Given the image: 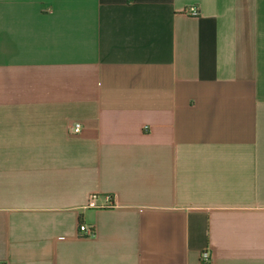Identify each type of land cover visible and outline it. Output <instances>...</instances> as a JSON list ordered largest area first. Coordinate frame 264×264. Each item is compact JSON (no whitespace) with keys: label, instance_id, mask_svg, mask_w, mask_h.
<instances>
[{"label":"crops","instance_id":"crops-1","mask_svg":"<svg viewBox=\"0 0 264 264\" xmlns=\"http://www.w3.org/2000/svg\"><path fill=\"white\" fill-rule=\"evenodd\" d=\"M204 250L264 264V0H0V264Z\"/></svg>","mask_w":264,"mask_h":264},{"label":"built area","instance_id":"built-area-1","mask_svg":"<svg viewBox=\"0 0 264 264\" xmlns=\"http://www.w3.org/2000/svg\"><path fill=\"white\" fill-rule=\"evenodd\" d=\"M185 14L190 16H198L199 11L196 6L191 5L185 9ZM81 129V125L79 123H72L69 126V131L72 134H77ZM112 198L110 196H105V202L103 204H97L95 203V196H90L85 208H109L113 206ZM94 236V229L90 225H86L84 223H78L77 225V231H76V238L80 239H88ZM211 261V253L209 250H204L200 253V262L201 263H210Z\"/></svg>","mask_w":264,"mask_h":264}]
</instances>
